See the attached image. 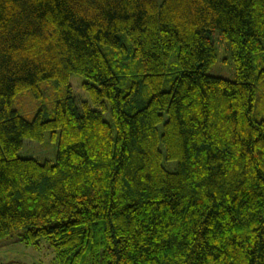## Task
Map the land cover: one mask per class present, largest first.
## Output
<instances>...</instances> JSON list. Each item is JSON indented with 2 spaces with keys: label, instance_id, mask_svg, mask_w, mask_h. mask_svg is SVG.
<instances>
[{
  "label": "trees",
  "instance_id": "16d2710c",
  "mask_svg": "<svg viewBox=\"0 0 264 264\" xmlns=\"http://www.w3.org/2000/svg\"><path fill=\"white\" fill-rule=\"evenodd\" d=\"M216 31L233 80L208 73ZM261 88L264 0H0V239L59 264H264ZM56 130L55 162L17 156Z\"/></svg>",
  "mask_w": 264,
  "mask_h": 264
},
{
  "label": "rangeland",
  "instance_id": "374dc122",
  "mask_svg": "<svg viewBox=\"0 0 264 264\" xmlns=\"http://www.w3.org/2000/svg\"><path fill=\"white\" fill-rule=\"evenodd\" d=\"M123 38V35H122ZM122 43L127 49L130 43L123 39ZM214 43L216 47L217 59L208 70V73L214 76L226 79H234V65L229 50V42L223 39L219 32L214 34ZM176 53L169 58V66L172 68L176 63ZM135 72L140 73L138 64L134 67ZM83 78L78 75H71V85L75 98L86 100L88 98L86 91L81 88ZM147 92H149V89ZM164 90L168 89V83L163 86ZM259 95L264 96V88L258 91ZM148 96V95H147ZM43 101L34 98L29 92L22 93L13 101L12 107L20 111L26 118L32 119L39 109L42 108ZM255 115L264 119V97L256 100L254 106ZM104 118L111 121L109 112L103 114ZM47 116H45L46 118ZM59 140V131L55 133L46 131L43 141H33L25 139L22 147L18 150L17 156L21 158H34L39 162H55ZM20 230H16L11 236L0 239V261L3 264H59L56 260L55 252L50 246L48 240L41 239L39 246L25 243L20 237Z\"/></svg>",
  "mask_w": 264,
  "mask_h": 264
}]
</instances>
